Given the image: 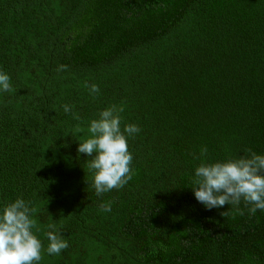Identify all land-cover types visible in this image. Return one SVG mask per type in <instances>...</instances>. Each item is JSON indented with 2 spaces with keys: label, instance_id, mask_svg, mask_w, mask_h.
I'll list each match as a JSON object with an SVG mask.
<instances>
[{
  "label": "trees",
  "instance_id": "trees-1",
  "mask_svg": "<svg viewBox=\"0 0 264 264\" xmlns=\"http://www.w3.org/2000/svg\"><path fill=\"white\" fill-rule=\"evenodd\" d=\"M0 71V210L36 209L40 264H264V210L189 186L202 161L264 154V0H0ZM112 105L140 131L132 178L98 197L70 131Z\"/></svg>",
  "mask_w": 264,
  "mask_h": 264
},
{
  "label": "clouds",
  "instance_id": "clouds-1",
  "mask_svg": "<svg viewBox=\"0 0 264 264\" xmlns=\"http://www.w3.org/2000/svg\"><path fill=\"white\" fill-rule=\"evenodd\" d=\"M66 68V65H60L57 71ZM84 86L92 94L99 92L96 84L89 86L85 82ZM11 91L9 75L0 71V92ZM63 107L66 113L71 111L69 105ZM122 111L123 108L112 105L100 111L99 118L91 120L87 130L77 124L70 131L79 141L78 153L89 157L87 167L93 174L92 187L98 197L113 189L123 188L132 178L130 164L133 156L128 149L127 137L140 129L135 124H128L122 130L119 115ZM74 118L80 119L78 114H74ZM207 151V147H202L201 157L206 156ZM189 186L197 201L208 209L230 204L243 215L238 207L243 201L245 205H251L248 211L255 214L257 210H264V154L246 149L245 155L236 158L229 156L222 161H202L195 168ZM100 208L104 212L111 211L110 203L101 204ZM35 211L30 207V202L22 198L6 203L0 210V264H40L45 249L36 235L41 227L33 217ZM228 214L229 211L221 213L225 217ZM47 229L45 235L49 243L46 252L59 255L68 247V242L63 239L55 223L48 224Z\"/></svg>",
  "mask_w": 264,
  "mask_h": 264
}]
</instances>
